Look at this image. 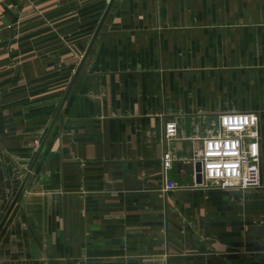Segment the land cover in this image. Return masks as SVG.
Here are the masks:
<instances>
[{
	"label": "crops",
	"instance_id": "crops-1",
	"mask_svg": "<svg viewBox=\"0 0 264 264\" xmlns=\"http://www.w3.org/2000/svg\"><path fill=\"white\" fill-rule=\"evenodd\" d=\"M109 2L0 0V223ZM244 111L260 118L262 187L195 186L194 147ZM171 120L185 160L165 191ZM0 264H264V0H115Z\"/></svg>",
	"mask_w": 264,
	"mask_h": 264
},
{
	"label": "built area",
	"instance_id": "built-area-1",
	"mask_svg": "<svg viewBox=\"0 0 264 264\" xmlns=\"http://www.w3.org/2000/svg\"><path fill=\"white\" fill-rule=\"evenodd\" d=\"M175 120L166 122L162 142V176L164 190L178 187L171 172L183 156L176 154L171 144L178 137ZM260 118L255 111L225 112L218 118L217 131L200 140L189 161L194 167L195 186H217L242 190L262 187ZM40 143L36 145L38 150ZM199 164V169H198ZM201 182H197V176Z\"/></svg>",
	"mask_w": 264,
	"mask_h": 264
},
{
	"label": "water",
	"instance_id": "water-1",
	"mask_svg": "<svg viewBox=\"0 0 264 264\" xmlns=\"http://www.w3.org/2000/svg\"><path fill=\"white\" fill-rule=\"evenodd\" d=\"M114 1L115 0H110V2H109V5H108L103 17H102L97 29H96V32L93 35L92 40H91V42H90L85 54L83 55V58H82V60H81V62L79 64V66L76 69L74 77H73V79H72V81H71V83H70V85H69V87H68V89H67V91H66V93H65V95H64V97H63V99H62V101H61V103H60V105H59V107H58V109H57V111H56V113H55V115H54V117H53L48 129H47V131H46V133H45V136L43 137V140H42V142H41V144H40V146H39V148H38V150H37V152H36V154H35V156L33 158L31 166H30L29 170L27 171L26 176H25V178H24V180H23V182H22V184H21V186H20V188H19V190H18L13 202L11 203L9 209L7 210V212H6V214H5L4 218H3V220L0 223V231L3 228L6 220L8 219L10 213L12 212L15 204L17 203L18 199L20 198V196H21V194H22V192H23V190L25 188V185H26V183H27V181H28V179H29V177L31 175V172L33 171V169H34V167H35V165H36V163H37V161H38V159H39V157H40V155L42 153V150H43V148H44V146H45V144H46V142H47V140H48V138H49L54 126H55V124L57 123V121L59 119V116H60V114H61V112H62V110L64 108V105H65V103H66V101H67V99H68V97H69V95H70V93L72 91V88H73V86H74V84H75V82H76V80H77V78H78V76L80 74V71L82 70V68L84 66V63H85V61H86V59H87V57H88V55L90 53V50H91V48H92V46H93V44H94V42H95V40H96V38L98 36V33H99L100 29L102 28V25H103L108 13H109ZM198 169H199V164H198ZM197 182H201V177L199 175L197 176Z\"/></svg>",
	"mask_w": 264,
	"mask_h": 264
},
{
	"label": "rangeland",
	"instance_id": "rangeland-1",
	"mask_svg": "<svg viewBox=\"0 0 264 264\" xmlns=\"http://www.w3.org/2000/svg\"><path fill=\"white\" fill-rule=\"evenodd\" d=\"M41 141V140H40ZM39 143V142H38ZM38 143L37 144H35V147H36V145H38ZM37 151V150H36Z\"/></svg>",
	"mask_w": 264,
	"mask_h": 264
}]
</instances>
